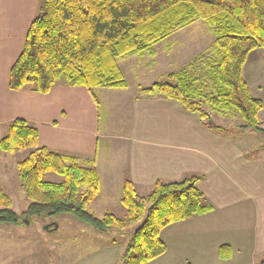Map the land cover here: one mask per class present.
<instances>
[{
    "label": "crops",
    "instance_id": "obj_1",
    "mask_svg": "<svg viewBox=\"0 0 264 264\" xmlns=\"http://www.w3.org/2000/svg\"><path fill=\"white\" fill-rule=\"evenodd\" d=\"M37 3L0 0V137L13 119L21 118L37 129L40 146L81 165L93 162L100 182L92 200L97 206L121 205L125 178L145 195L156 180L203 174L196 185L212 210L163 227L159 235L165 251L146 264H264V155L258 153L259 144L250 145L243 136L247 130H212L179 102L142 95L140 89L149 84L141 82L135 87L127 81L123 88L98 87L97 103L85 86L69 85L64 79L46 93L9 88L10 68L22 51ZM251 52L243 77L251 94L260 98L247 81L258 75L257 67L246 69L250 57L251 62L258 58ZM155 64L151 61L145 67ZM263 110L264 102L259 118ZM248 146L257 152L248 154ZM6 155L0 150V167L7 169ZM31 224L0 223V264H48L52 254L60 263L65 259L62 264H115L123 247L117 232L96 231L69 214L44 220L35 244L23 238ZM223 244L231 248L228 258L218 254Z\"/></svg>",
    "mask_w": 264,
    "mask_h": 264
},
{
    "label": "trees",
    "instance_id": "obj_2",
    "mask_svg": "<svg viewBox=\"0 0 264 264\" xmlns=\"http://www.w3.org/2000/svg\"><path fill=\"white\" fill-rule=\"evenodd\" d=\"M195 19L203 20L214 34L204 57L205 75L181 68L142 87L140 93L179 102L212 130L264 135L258 115L263 101L251 94L243 77L248 54L257 48L264 54V0H38L22 51L10 68L8 86L46 93L64 79L69 85L85 86L97 103L94 89L127 84L118 57L153 55L155 43ZM209 111L236 114L240 122L222 125ZM0 150L26 151L15 169L28 201L16 212L0 186V223L17 225L34 216L69 214L99 232L134 225L115 264H146L165 251L159 235L163 227L212 210L196 185L203 174H190L174 181L156 180L145 195L125 178L119 198L125 217L109 211L97 216L88 208L100 185L93 162L81 165L40 146L37 129L21 118L9 123L0 137ZM49 172L61 180H45ZM218 254L228 258L230 246H219Z\"/></svg>",
    "mask_w": 264,
    "mask_h": 264
},
{
    "label": "rangeland",
    "instance_id": "obj_3",
    "mask_svg": "<svg viewBox=\"0 0 264 264\" xmlns=\"http://www.w3.org/2000/svg\"><path fill=\"white\" fill-rule=\"evenodd\" d=\"M213 38L214 34L211 28L203 20L195 19L188 25L176 28L168 37L159 41V43H155L153 45V55L149 54L148 52H144L140 54L126 55V57L122 56L123 59L118 57L117 60L119 61V66H121L120 68H122L124 71L123 75H125L128 85L131 87H135L137 82L147 85L153 81L164 79L169 73L178 71L181 68H186L189 71H193L195 75L204 76L206 72L203 64L204 57ZM251 55L253 58H258H256L257 60L254 62H251L250 57L247 65L248 67L246 69L250 72V70L254 71L253 66L257 67L254 74L256 73V75H258L254 76V79H250L248 77L247 81L251 86L252 93L259 95V97L264 102V54L260 48H257L251 52ZM151 61H156V64L152 67H145V64H148ZM209 114L212 116V119L225 126H232L240 122V118L236 114H226L223 116L211 111H209ZM259 121L260 125L264 127V110L260 114ZM247 132L248 133H246V135L244 134L243 136L246 139H249L250 145L259 144L260 149H258V153L264 155V135L252 130H247ZM243 136L240 137V139H243ZM247 148L248 154L257 152V150L252 149L250 146ZM6 154L8 161L5 160L4 164L7 166V169L0 167V185L5 193H7V195L10 197V207L16 212H21L26 207L28 201L26 200L23 189L17 179L15 173L16 169H13L11 162L13 163L14 160L17 161L25 157L26 151L24 150L16 153ZM44 179L47 181H60L61 176L56 173L49 172L44 175ZM88 208L97 216H100L103 213L102 211H109L121 218H124L126 214L124 207L121 205H115L113 203L97 206L94 201H91L88 205ZM50 217L51 216L49 215H39L32 217L30 220L32 224L29 226V233H27L23 238L35 244V242L38 240L36 239L38 237L36 231L42 232L39 227H41L44 220H47ZM59 221L60 227L64 229L65 223L63 218L60 217ZM133 227L134 225H130L117 232L116 237L119 241H121L120 243L122 246H124L128 241ZM110 234H101V236L104 238H108V236L111 235L113 236V234ZM55 238L56 237H54V239ZM58 260L59 259L56 258V254H52L51 260L48 261V264H62V262H65V259H63L61 263ZM43 263L46 262L43 261Z\"/></svg>",
    "mask_w": 264,
    "mask_h": 264
},
{
    "label": "water",
    "instance_id": "obj_4",
    "mask_svg": "<svg viewBox=\"0 0 264 264\" xmlns=\"http://www.w3.org/2000/svg\"><path fill=\"white\" fill-rule=\"evenodd\" d=\"M55 227V226H54Z\"/></svg>",
    "mask_w": 264,
    "mask_h": 264
}]
</instances>
